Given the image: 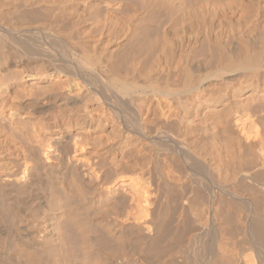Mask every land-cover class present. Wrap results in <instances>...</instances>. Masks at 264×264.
I'll use <instances>...</instances> for the list:
<instances>
[{
    "label": "bare ground",
    "instance_id": "obj_1",
    "mask_svg": "<svg viewBox=\"0 0 264 264\" xmlns=\"http://www.w3.org/2000/svg\"><path fill=\"white\" fill-rule=\"evenodd\" d=\"M0 264H264V0H0Z\"/></svg>",
    "mask_w": 264,
    "mask_h": 264
}]
</instances>
